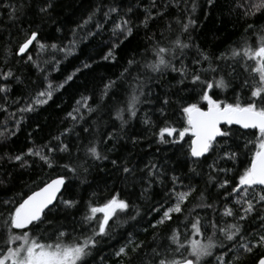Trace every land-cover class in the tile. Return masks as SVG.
<instances>
[{
	"label": "snow or ice",
	"instance_id": "6c2138e0",
	"mask_svg": "<svg viewBox=\"0 0 264 264\" xmlns=\"http://www.w3.org/2000/svg\"><path fill=\"white\" fill-rule=\"evenodd\" d=\"M34 3L39 23L30 22L26 29L18 28L16 37L10 35L0 47L7 68V71L0 69V94H4L0 96L4 101L0 104V111H8L7 94L11 91L8 82L24 83L9 66L10 60L44 72L40 54L50 49L54 53H63L67 59L76 50L78 30L83 31L100 14L105 22L116 14L119 19L113 21L111 37L106 42L107 52L101 56V60L115 63L116 50L125 41L131 43L134 29H149L150 23L157 18L163 19L169 8H179L181 0H163V3L150 0L138 24L131 19L132 7H127L121 16L120 5L97 4L72 29L73 38L66 45L49 43L50 38L43 34L45 25L56 24L53 15L56 0H34ZM205 3L209 8L223 10L219 0H205ZM183 4L181 12L185 19L176 20L180 25L179 32L174 36L171 34V22L165 26L168 35L163 30L151 35L146 32L147 44L143 51L133 52L115 79L102 81L100 104L93 107L90 103L93 96L81 95L64 117L70 122L69 126L52 140L39 146L33 142V147L19 154H0V164L18 165L21 170L34 166L41 171L59 167L64 173L47 180L37 173L36 179L31 181L34 187L25 183L23 187L27 191L0 198V264H92L93 253L101 242L112 239L117 229L137 220L141 215L140 206L121 198V193L115 189L102 202L96 200L97 191H93L86 202L83 198H65L68 173L79 180L80 185H87L92 167L90 161H110L112 172L125 187L141 185L142 199L149 198L154 185L163 189L161 199L154 200L146 213L157 217L148 222L155 230L150 244L137 242L132 233H127L125 242L114 253L117 258H123L120 264H124L125 259L127 264H240L245 255L257 249L260 251L251 257V264H264V23L255 22L264 21V0H227L228 14H235L237 20H243L246 26L243 41L219 55L201 48L191 35V30L197 26V20L193 18L198 7L196 0H191L190 6L188 0H183ZM0 8L10 10L7 11L8 20L13 24L26 15L23 3L17 6L0 0ZM253 18L255 20L249 23ZM94 27L96 31L89 30L88 36L99 34L104 24L97 20ZM54 31L60 32L62 28L58 26ZM185 35L187 39H184ZM193 48L196 57L190 64L185 63L187 50ZM52 62L53 70H58L60 61L54 55ZM93 63L95 61H82L55 85L45 76L26 97L13 100L17 108L11 117L15 119L17 112L21 114L15 120L16 129L19 130L25 118L23 114L48 105L56 92L66 85L71 87L70 82H74L77 74L91 70ZM168 72L179 78L168 86L163 96L153 97L150 90L146 92L150 81L163 78ZM122 84L127 85L126 98L102 108L101 104L109 98V93L115 95V90ZM229 90L232 91L231 97H221V93L226 94ZM180 93L186 95L180 96ZM174 96L178 98L173 99ZM21 98L24 99L23 105ZM143 104L157 105L152 110L156 119L145 113L141 121L144 133L127 136L125 129L137 117ZM101 113L113 123L119 121L118 128L111 132L102 131L106 123ZM94 114L96 118L89 123ZM83 125H87L81 129L87 142L76 145V152L82 156L73 158L72 148L65 138L75 133L79 139L76 128ZM14 135L16 132L10 131L5 124L0 129V143ZM146 139L150 141L149 146L157 145V153L162 146L174 148L187 172L166 169L156 159L148 160L141 167L133 163L131 152L111 159L108 155L119 152L121 141L130 142L135 147ZM52 141L56 142L55 146ZM109 141L112 146L102 151L101 145H107ZM57 153L67 154L69 162L59 164ZM229 163L232 167L224 166ZM195 177H206L203 190L191 182ZM14 179L12 172L0 173V191H9ZM209 187L217 189L216 199L211 203L207 202L212 198ZM218 201L222 203V211ZM81 205L85 211L77 221L73 210L79 211ZM203 208L211 209L214 217L205 221L199 214L194 215L196 209ZM60 212L64 213L65 219L73 216L71 231L57 223L54 213ZM215 215H219V221ZM209 230V235L202 238Z\"/></svg>",
	"mask_w": 264,
	"mask_h": 264
},
{
	"label": "trees",
	"instance_id": "16d2710c",
	"mask_svg": "<svg viewBox=\"0 0 264 264\" xmlns=\"http://www.w3.org/2000/svg\"><path fill=\"white\" fill-rule=\"evenodd\" d=\"M5 3L11 2L19 6L20 3L25 4L26 15L21 17L19 22L13 24V22L8 20L7 11L0 8V47H2L8 40L10 35L16 37L17 29L27 28L29 23H39V18L35 15L36 7L34 0H4ZM159 3H163V0H158ZM189 6L191 0H188ZM106 5H120L121 11L120 15H124L127 7L133 8V13H131V19L134 23L138 24L139 20L143 19V9L145 6L150 4V0H56V8L53 15L56 17V24H47L44 26V36L48 39V42H57L62 45L68 44V41L72 37V29H75L77 24L81 23L82 19L85 18L89 11L95 7L97 4ZM198 5L196 12L193 14V18L197 20V26L191 30V35L194 38L195 43L199 44L201 48L219 55L226 49L232 47L235 44L241 43L244 39V28L245 22L243 20H237L235 14L229 15L227 7L225 6L227 0H219L220 5L223 10L209 8L205 0H196ZM184 7L183 0H181L180 7H172L168 9L167 14L163 19L157 18L154 23H150L149 29L139 28L134 29V35L130 38L131 43L125 41L120 48L116 50L117 61L111 63L108 61L101 60V56L107 52V44L111 37V28L113 27V21L118 20L119 16L113 14L111 19L105 22L103 20L102 14L94 18V21L88 24L83 31L78 30L76 34L77 46L73 55L68 56L64 59L63 53L48 50L45 53L40 54V60L42 67L45 69L44 72H38L34 67L25 66L17 64L14 60L9 61V66L13 68L15 75L20 76L23 80V84H18L9 81V86L11 91L8 95V111H0V129L7 124L10 131H15L16 135L12 136L9 140L0 143V154H19L20 152H26L28 148L33 147V142L35 145L39 146L52 140L53 136L58 135L64 128L68 127L70 122L64 119L66 113L72 109L75 101L79 99L81 95H92L93 101H90L93 107L100 104L99 96L102 89V81L106 82L108 78L115 79L119 73L122 71L123 67L126 66V61L130 58L133 52L143 51L144 46L147 44V39L145 33L151 35L152 32L159 34L161 30L165 31L168 35L166 29V24L171 22L173 36L179 32L180 25L176 23V20H184L185 16L181 12V8ZM106 10V9H105ZM155 11V9H153ZM99 20L104 24L103 30L95 35L88 36L87 32L89 30L96 31L94 24L95 21ZM255 18L249 20L252 23ZM257 24L264 23V21H255ZM61 27L62 31L56 32L54 29L56 27ZM187 39V35L184 36ZM254 39V38H253ZM252 41H250L251 43ZM14 47V45H13ZM35 58V53H33ZM55 56L56 60H59L58 70H53L54 62H52V57ZM196 57V50H187V55L185 58V63L190 64L191 61ZM91 58V59H89ZM139 58V57H138ZM88 60V62H93V67L91 70H85L83 74H77V78L71 83V87L65 86L59 92H56L53 97V101H50L48 105L43 106L36 112L25 113L24 120L21 121L19 130L15 127V120L20 118V113L17 112L15 119L11 117V113L16 111L17 105L13 104L12 101L17 97H26L29 92L33 91L37 86L40 85L44 77H48V81H51L54 85L60 83L64 78L74 71L75 68L79 67L82 61ZM44 61H49V63H43ZM179 67V64H177ZM0 69L7 71L4 67L3 56L0 55ZM155 76V74H151ZM175 77V79H174ZM179 77L175 73L168 72L163 78L153 79L149 82L147 91H151L154 96H163L168 86L176 83V79ZM47 83V82H45ZM238 83V82H237ZM126 84H122L115 90V95L109 93V98L106 99L101 107L104 105H114L117 101H123L126 98L125 89ZM239 91V89H237ZM173 92L176 89H172ZM218 91V90H217ZM4 94H0L3 96ZM180 96L186 95L185 93H180ZM221 97L227 95L232 96V91L229 90L226 94L221 93ZM153 97H148L152 99ZM178 97L174 96L173 99ZM4 101L0 100V104ZM24 99L21 98V105H23ZM59 105V107H57ZM156 104H143L140 106V111L137 113V117L133 119L129 125L126 127L125 132L127 136H139L144 133V126L142 124V118L145 113L152 119H156L153 115V109ZM175 107V104H173ZM103 115V120L106 123V127L102 128V131H113L114 128H118L119 121L114 123L109 120L108 116ZM95 114L89 119V123L95 119ZM83 125L76 128V132L80 133V138L77 139L75 133L67 136L65 142L69 143L72 148L73 158L77 155L82 156V153L76 152V145L86 143V134L82 132ZM243 141H241V144ZM53 146L56 142L52 141ZM149 140H143L137 146H133L130 142L121 141L118 148L119 152L108 153L110 159L115 158L117 155H127L129 152L133 155V163H138L141 167L150 159L158 160L166 169L176 168L177 172H187V169L183 165L182 158L178 159L179 153L176 152L174 148L168 146H162L160 152H156L157 145L151 144L149 146ZM122 145V147H121ZM112 146V141H109L107 145H101V150L110 148ZM56 159L59 164L69 162V157L67 154L57 153ZM167 161V163H165ZM92 164L90 173L88 175L89 183L87 185H80L79 180L72 178L71 173H68L69 184L68 191L64 193L65 198H76L81 199L86 202L91 196L93 191H97L98 195L96 200L102 202L104 198L112 194L113 189L121 193V198L130 199L133 203L140 206L141 215L137 217L136 221H131L129 224H125L123 227L116 230L117 234L110 240L106 242H101L97 249L94 251V260L92 264H120V259L117 258L114 253L119 247L125 242L124 237L127 233H132L137 242L144 241L146 245H149L152 240V234L155 231L149 227V220H154L155 214L146 215L148 209L151 207L154 200H160V193L162 188L159 185H154L148 199L140 198L141 185L137 183L135 187L128 185L125 187L123 181L119 180L117 176L112 172V165L110 161H96L89 162ZM224 166L232 167V165L226 164ZM7 171L12 172L15 179L10 185V190L7 192L0 191V198H6L11 196L16 192L27 191L23 186L27 183L30 187H34L31 184L32 180H35L37 173H39L44 180L49 178H55L58 174H64L59 167L54 169L44 168L43 171L39 167L34 166L32 169L21 170L18 165L13 166L8 163L0 164V173ZM205 171H207L205 167ZM203 179L200 177H195L192 179V183L196 184L199 190L205 188ZM185 183H188L185 180ZM107 185V187H105ZM208 191L212 193V198L207 202L211 203L216 199L217 189L209 187ZM207 195V193H206ZM220 205L219 210L222 211V203L218 201ZM85 211L83 205L80 206L79 211L73 210V216L75 220H79L80 216ZM131 211V210H130ZM134 214V213H133ZM199 214L206 221L208 218H213L214 213L211 209L203 208L196 209V213ZM57 217V223L63 224L69 231L73 227V216H68L67 219L64 218V213H54ZM125 219V217H122ZM182 219V217H181ZM215 219L220 220L219 215H215ZM230 220V218H228ZM175 226V225H173ZM147 228L145 232L144 229ZM163 231V230H161ZM209 232H205L204 237L209 235ZM148 250V249H146ZM260 250L257 249L256 252ZM256 252L252 254L245 255L240 264H251V257L256 255ZM231 259V255L228 257ZM124 264H127L125 259Z\"/></svg>",
	"mask_w": 264,
	"mask_h": 264
}]
</instances>
